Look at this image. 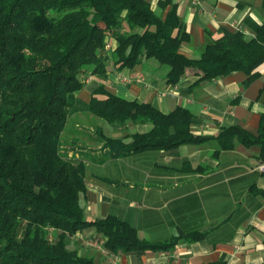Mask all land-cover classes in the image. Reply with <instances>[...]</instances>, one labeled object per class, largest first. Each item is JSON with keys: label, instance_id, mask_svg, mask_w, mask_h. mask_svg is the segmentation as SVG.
<instances>
[{"label": "trees", "instance_id": "trees-1", "mask_svg": "<svg viewBox=\"0 0 264 264\" xmlns=\"http://www.w3.org/2000/svg\"><path fill=\"white\" fill-rule=\"evenodd\" d=\"M159 5L161 11L148 0H0V264H99L69 247V236L91 227L110 253L168 250L177 244L142 239L135 226L114 214L89 221L80 197L88 155L100 162L208 139L192 132L193 113L183 107L165 113L116 95L104 84L88 101L78 93L90 76H106L109 61L122 69L143 59L167 66L171 84L189 69L199 80L242 71L249 84L264 63V22L248 17L253 38L243 30H225L195 59L181 50L190 35L177 3ZM78 113L116 127L132 121L151 122L153 128L132 133L125 142L99 127L102 157L91 155L76 146L75 138L65 137L71 116ZM215 138L224 149L233 148L235 138L258 145L264 159V112L257 134L233 125Z\"/></svg>", "mask_w": 264, "mask_h": 264}, {"label": "crops", "instance_id": "crops-1", "mask_svg": "<svg viewBox=\"0 0 264 264\" xmlns=\"http://www.w3.org/2000/svg\"><path fill=\"white\" fill-rule=\"evenodd\" d=\"M148 1L161 11L159 3L165 0ZM170 1L177 3L190 35L181 50L195 59L225 30H243L247 39L253 38L254 32L245 23L248 17L264 22L263 0ZM257 70L260 76L249 84L244 83L247 75L242 71L199 80L193 69L171 84L167 66L156 59H143L133 68L109 64L103 78L90 76L78 93L81 99L88 101L104 84L116 95L151 103L165 113L188 108L195 117L192 132L208 139L169 150L147 149L129 157L108 156L100 162L90 155L85 158L86 190L80 201L87 220L114 214L135 226L140 238L175 240V247L110 253L93 227L69 236V247L99 264H264V169L260 168L264 159L260 147L246 146L235 138L234 147L224 149L215 138L224 126L238 125L258 133L264 112V63ZM140 123L102 128L105 135L130 142L132 133L153 128L151 122ZM74 130L71 139L77 140L81 151L89 153L93 148L96 150L89 154L101 156L103 142L92 147L89 141L93 138L87 135L83 139L81 125ZM85 145L89 149H83ZM94 166L105 168V174L97 173Z\"/></svg>", "mask_w": 264, "mask_h": 264}, {"label": "rangeland", "instance_id": "rangeland-1", "mask_svg": "<svg viewBox=\"0 0 264 264\" xmlns=\"http://www.w3.org/2000/svg\"><path fill=\"white\" fill-rule=\"evenodd\" d=\"M108 64H112V61H109ZM98 77L103 78L100 76H98ZM137 123H140V122H137ZM137 123L129 121L128 123H126V125H136ZM147 124L151 125L150 123H147ZM71 125H81L82 128L84 129L83 130L84 131L83 139H86L85 136L90 135L93 138L92 139L93 141H89V142H91L92 147H97L98 145H100V142H101L99 139V136L97 135V131H98L97 128H99V127L105 128V125H110V124H108L104 119L99 118L97 116H94L93 114H90V113L74 114L71 116V118L67 124L68 130L66 131V134H65L66 135L65 137L68 138L69 140L72 137L71 128H69ZM104 131H105V129H104ZM86 148H88V145H85L83 147V149H86ZM93 150L95 151L96 149L92 148V149H90V152ZM85 152H86V150H85ZM94 169L96 170L97 173L105 174V168H102L100 166H94ZM56 232L57 231L54 230L53 233H56ZM51 237H53V236L51 235Z\"/></svg>", "mask_w": 264, "mask_h": 264}, {"label": "built area", "instance_id": "built-area-1", "mask_svg": "<svg viewBox=\"0 0 264 264\" xmlns=\"http://www.w3.org/2000/svg\"><path fill=\"white\" fill-rule=\"evenodd\" d=\"M113 47V43L112 42H109L107 44V48L108 49H111ZM162 94H165V93H162ZM261 169H264V164L260 166ZM92 244H96L97 245V242L96 241H92Z\"/></svg>", "mask_w": 264, "mask_h": 264}]
</instances>
